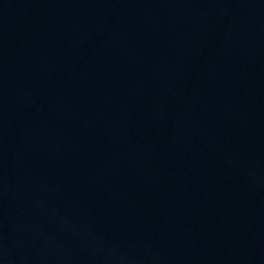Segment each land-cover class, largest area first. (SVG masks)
Masks as SVG:
<instances>
[{
	"label": "water",
	"instance_id": "95a60500",
	"mask_svg": "<svg viewBox=\"0 0 264 264\" xmlns=\"http://www.w3.org/2000/svg\"><path fill=\"white\" fill-rule=\"evenodd\" d=\"M0 264H264V0H0Z\"/></svg>",
	"mask_w": 264,
	"mask_h": 264
}]
</instances>
